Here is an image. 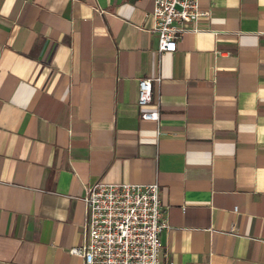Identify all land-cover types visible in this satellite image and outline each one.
I'll return each instance as SVG.
<instances>
[{"label": "crops", "instance_id": "obj_1", "mask_svg": "<svg viewBox=\"0 0 264 264\" xmlns=\"http://www.w3.org/2000/svg\"><path fill=\"white\" fill-rule=\"evenodd\" d=\"M200 7L159 54L153 0H0V264H83L99 182L159 183L166 264H264V0Z\"/></svg>", "mask_w": 264, "mask_h": 264}, {"label": "built area", "instance_id": "obj_2", "mask_svg": "<svg viewBox=\"0 0 264 264\" xmlns=\"http://www.w3.org/2000/svg\"><path fill=\"white\" fill-rule=\"evenodd\" d=\"M152 31L159 54L173 53L186 32L201 31L206 15L200 0H153ZM161 78L139 80L138 104L147 106ZM160 104L143 111L142 119L159 122ZM163 133L158 130V138ZM82 243L70 250L83 264H166L161 236L170 229L168 210L158 182L151 184L99 182L86 187ZM237 212V208H235Z\"/></svg>", "mask_w": 264, "mask_h": 264}]
</instances>
